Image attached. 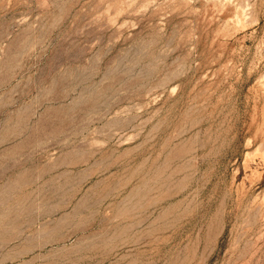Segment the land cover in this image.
<instances>
[{"label": "rangeland", "instance_id": "rangeland-1", "mask_svg": "<svg viewBox=\"0 0 264 264\" xmlns=\"http://www.w3.org/2000/svg\"><path fill=\"white\" fill-rule=\"evenodd\" d=\"M0 264H264V0H0Z\"/></svg>", "mask_w": 264, "mask_h": 264}]
</instances>
